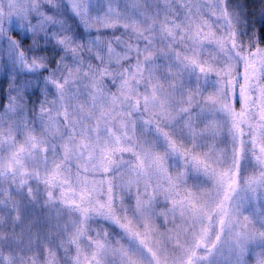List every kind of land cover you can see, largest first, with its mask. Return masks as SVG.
<instances>
[{
	"label": "snow or ice",
	"instance_id": "obj_1",
	"mask_svg": "<svg viewBox=\"0 0 264 264\" xmlns=\"http://www.w3.org/2000/svg\"><path fill=\"white\" fill-rule=\"evenodd\" d=\"M0 68V264H264L240 0H0Z\"/></svg>",
	"mask_w": 264,
	"mask_h": 264
},
{
	"label": "trees",
	"instance_id": "obj_2",
	"mask_svg": "<svg viewBox=\"0 0 264 264\" xmlns=\"http://www.w3.org/2000/svg\"><path fill=\"white\" fill-rule=\"evenodd\" d=\"M240 2L245 4L249 19L252 20L258 28L261 27L262 32H264V17L261 16V11L264 10V0H240ZM7 79L3 71L0 76V88L7 89Z\"/></svg>",
	"mask_w": 264,
	"mask_h": 264
},
{
	"label": "rangeland",
	"instance_id": "obj_3",
	"mask_svg": "<svg viewBox=\"0 0 264 264\" xmlns=\"http://www.w3.org/2000/svg\"><path fill=\"white\" fill-rule=\"evenodd\" d=\"M3 73V69L2 68H0V76H1V74Z\"/></svg>",
	"mask_w": 264,
	"mask_h": 264
}]
</instances>
